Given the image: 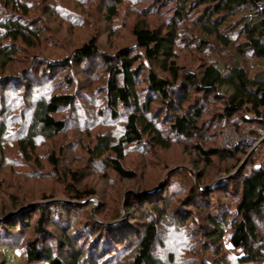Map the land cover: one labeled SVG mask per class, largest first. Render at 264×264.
Listing matches in <instances>:
<instances>
[{
	"label": "trees",
	"instance_id": "trees-1",
	"mask_svg": "<svg viewBox=\"0 0 264 264\" xmlns=\"http://www.w3.org/2000/svg\"><path fill=\"white\" fill-rule=\"evenodd\" d=\"M63 1L66 0H0V85L3 90H9L7 87L10 85L11 75L7 73L20 50L19 46L35 48L36 43L40 45L43 40L42 29L36 26L35 21L39 13L48 22L55 15L69 24L74 19L78 24L85 21L88 0H75L74 3L71 0L73 10L63 5ZM57 2H61V5L58 6ZM140 2L142 1L102 0L100 12L111 23L118 18L120 8L125 3L129 4L127 8L136 7L138 14L145 17L158 11V6L140 9ZM77 12L83 14L79 15ZM172 15L171 22L162 32L150 29L146 21L136 24L133 27L136 43L133 55L117 57L114 64L106 67L107 78L101 99L105 107L103 112L107 111L114 121L124 118L125 125L122 135L116 141L110 136H96V144L88 148V153L91 159L101 161L105 167L125 180L137 178L133 170L126 169L123 165L130 147L148 146L167 150L171 144L180 140L201 138L203 111H192L185 107L189 89L221 99L226 110L221 118L224 122H234L238 115H241L243 123L264 121V0H177ZM99 44L98 37L94 36L60 61L47 59L49 63H45L43 69L45 79H37L36 85L45 87V83L41 82L52 78L56 70L59 73L72 72L77 68L74 64L79 62H85V68L96 59L110 62L111 59L99 51ZM180 44L187 50L194 49L200 54L210 51L219 55L210 63L204 62L198 72L188 73L178 60L177 48ZM252 67L257 69L254 73L250 70ZM14 76L23 77L26 90L34 87L26 73L12 75L13 79ZM142 81L148 83L150 94L157 95L166 103L170 109L169 114L158 112L152 116L155 100L149 93L141 91ZM76 83L78 82L74 79H68L62 91L45 94L31 102L29 107L25 105L27 102L22 103L23 109H28L30 113L29 119L22 114L12 115L6 109L0 112V175L7 162L4 143L10 132L9 127L15 124L13 121L9 122L13 116L20 118L22 122L18 131L21 137L16 139L19 154L31 161L36 154L38 142L50 141L66 131L71 119L57 116L64 110H75L79 102L74 90ZM14 91L18 94L20 92L17 89ZM46 91L50 92L49 89ZM24 99L25 95L20 101L23 102ZM244 112H249L250 116L245 117ZM195 151L199 157L209 161V164L210 159L215 157L226 160L229 157L247 155L246 150L238 147L234 150L207 151L197 146ZM255 155L259 159L258 152L253 157ZM49 159L50 165L57 169L59 160L54 155ZM39 164L38 162V167H41ZM248 164L253 165L250 174L242 173L245 164L240 173L234 175L237 181L233 193L225 195L235 198L231 212L225 211L221 217L219 213L201 211L202 216L197 217L198 221H206L203 228L205 232L198 236H203L215 245L212 246V261L198 264H264V159L258 160L257 164H252L251 161ZM65 177L68 182L75 183L79 175L69 171ZM201 180L202 177L198 178L199 184ZM1 186L0 181V188ZM69 193L75 202H49L38 207L41 217L36 229L38 237L35 239L26 240L24 235L18 233L20 229L14 217L0 222V232H4L0 235L5 236L3 242L0 241V252L7 256L9 251L23 249L28 264H184L176 262V254L173 252L165 260L156 254L155 247L161 245L159 228L165 223L166 215V205L161 199L159 203L147 200L149 208L157 217L150 215L143 219L144 223L134 236L132 226L121 228L125 225L123 222L107 227L88 223L89 227L90 224L92 226L91 231L85 233L86 250L81 249V245L79 249L75 244L80 229L73 235H65L58 251L55 250L50 243L51 239L48 242L44 238L48 236L44 225L50 222L65 228L64 224L69 223L65 212L72 205L77 206V202L95 195L92 191L81 193L71 184ZM19 205L14 203L17 208ZM135 209L136 206L131 205L128 211ZM84 225L87 226V223ZM171 226L180 231L185 230V238L191 236L187 225L178 222ZM226 230L230 231V242L240 252L239 257H234L222 246ZM15 237H18L17 240Z\"/></svg>",
	"mask_w": 264,
	"mask_h": 264
},
{
	"label": "rangeland",
	"instance_id": "rangeland-1",
	"mask_svg": "<svg viewBox=\"0 0 264 264\" xmlns=\"http://www.w3.org/2000/svg\"><path fill=\"white\" fill-rule=\"evenodd\" d=\"M141 1L138 8L152 9L158 6V11L153 14L149 13L145 17L138 14L136 7L127 8L129 4L125 3L120 8L118 18L110 23L100 12L103 6L102 0H88V6L86 5L88 15L84 14L85 21L80 24L75 19L70 20L71 24H69L61 21L56 15L48 22L41 13L37 17L35 15L36 26L42 29L43 40L40 45L36 43L35 48L19 46L20 50L16 53L14 62L11 63L12 66L7 73L11 75L9 77L11 82L7 87L9 90H3L0 85V97H2L0 112L6 109L12 115L22 114V116H28L29 119L30 113L28 109L27 111L23 109L22 103L27 102L25 105L29 107L31 102L40 99L45 94L55 93L56 90L62 91L68 79L78 82L74 90L79 97V102L75 110L73 109L74 111L64 110L58 114L57 117L71 119L66 131L50 141L38 142L36 154L31 161L23 158L17 148L16 139L21 137L18 132L22 125L20 118L13 116L9 121L15 124L9 127L10 132L4 143L7 162L0 175L2 184L0 222L14 217L18 221L17 226L20 232H17L19 234L24 235L26 240L37 238L36 229L41 217L38 207L49 202H65L66 204L75 202L76 200H73L69 193L71 184L81 193L92 191L95 195L77 202V206L72 205L69 211L65 212L69 222L67 225L64 224L65 228L47 222L44 226L48 236L44 238L48 239V242L51 239L50 243L58 251L61 239H64L65 235H73L80 229L75 244L79 249L81 245V249L86 250L87 235L85 233L91 231L92 226L90 224L89 227L88 223L107 227L123 222L125 225L121 228L132 226L134 231L132 236H134L144 223L143 219L150 215L157 217L149 208L147 200L158 203L163 200V204L166 205L165 223L159 228L160 243L163 246L158 244L155 247L157 256L165 260L167 255L173 252L176 254V262L179 263H210L209 261L213 258L212 246L215 245L203 236H198L199 233L205 232L203 228L206 221H198L197 217L202 216L201 211L219 213L221 217L225 211L231 212L235 198H228L225 195L228 192L233 193L235 189L237 181L234 177L235 173H240L246 164L242 173L249 175L253 166L248 164L249 161L257 164L258 160L264 159L263 119L257 123H243L240 120L241 115H238L234 122H224L221 118L226 114V110L221 99L189 89L187 91L189 99L185 107L192 111H203L202 125L200 124L201 138L191 141L180 140L171 144L170 149L167 150L148 146L130 147L123 165L126 169L135 172L137 176L135 180L120 178L101 161L91 159L88 153V148L96 144V136L106 135L116 141L122 135L125 125L124 118L114 121L107 111L103 112L105 107L101 99L104 96L102 89L106 83L107 65L114 64L115 59L122 55H133L136 47L133 27L136 24L146 21L150 29L158 32L165 31L167 24L173 18L172 14L177 0ZM93 2L95 4H92ZM73 3L71 0L63 1V5L72 10ZM59 4L61 5V2H57L58 6ZM86 6L82 7L86 8ZM94 36H97L100 42L99 51L109 57L110 62L96 59L91 61L86 68L85 62H79L74 64L77 68L72 72L59 73L56 70L52 78L41 82L45 83V87L40 84L36 85L37 79H45L43 69H45V63H49L47 59L60 61L73 54L75 49ZM177 51L179 63L186 67L188 73L198 72L204 62L210 63L219 55L210 51L206 54H200L194 49L190 51L183 44H180ZM250 70L254 73L257 69L252 67ZM0 72H2L1 69ZM23 73H26L28 79L33 82L34 87L30 90H26L23 77L15 78L14 76V79L12 77V75ZM16 89L20 91L19 94L14 91ZM47 89L50 92H47ZM140 89L146 94L149 93V96L155 100L152 106V116L158 112L169 114L170 109L166 103L157 95L150 94V87L146 81L140 82ZM15 93L16 95H13ZM23 95L25 99L21 102ZM243 115L248 117L250 113L244 112ZM197 146L207 151L234 150L238 147L246 150L247 155L229 157L226 160L215 157L210 159L211 164H209L204 157L197 155L195 151ZM256 152H258L259 159L256 155L253 157ZM52 155L59 160L57 169L50 165L49 157ZM38 162L41 167H38ZM69 171L79 175L75 183L67 181L65 175ZM201 177L199 184L198 178ZM137 199H139L138 202ZM14 203L20 204V207H15ZM131 205H135L136 209L129 212L128 208ZM3 213L5 214L2 215ZM206 216L207 214L204 215ZM178 222L187 225L191 231L188 239L185 238V230L180 231L171 226L172 223ZM84 223H87V226ZM94 230L98 231L95 228ZM226 231L221 241L222 246L234 257H239L240 252L230 242V231ZM262 233L264 237V230ZM4 238L5 236L0 235L1 242ZM16 238L18 237L14 239ZM0 264H28L26 253L19 248L13 252L9 251L7 256L0 252Z\"/></svg>",
	"mask_w": 264,
	"mask_h": 264
}]
</instances>
